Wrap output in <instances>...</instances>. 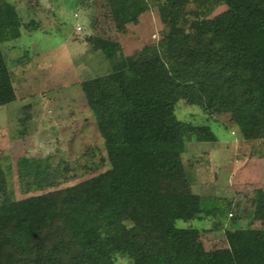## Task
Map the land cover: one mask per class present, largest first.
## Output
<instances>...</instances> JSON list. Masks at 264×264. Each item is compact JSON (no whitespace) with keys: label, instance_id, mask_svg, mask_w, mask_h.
<instances>
[{"label":"trees","instance_id":"trees-1","mask_svg":"<svg viewBox=\"0 0 264 264\" xmlns=\"http://www.w3.org/2000/svg\"><path fill=\"white\" fill-rule=\"evenodd\" d=\"M108 1L118 30L149 9L147 0ZM190 2L193 21L184 13ZM219 5L226 11L201 19L200 9ZM10 8L0 0V14ZM159 11L165 60L145 48L127 70L81 85L108 169L63 195L0 206L3 249L21 244L34 264H115L119 256L130 264H264V229L228 228L227 248L204 251L192 229L175 225L195 212L196 198L161 193L157 178L174 160L161 148L181 135L172 115L178 100L229 114L246 140L264 139V0H164ZM13 100L0 49V106ZM250 203L264 222V193Z\"/></svg>","mask_w":264,"mask_h":264},{"label":"rangeland","instance_id":"rangeland-1","mask_svg":"<svg viewBox=\"0 0 264 264\" xmlns=\"http://www.w3.org/2000/svg\"><path fill=\"white\" fill-rule=\"evenodd\" d=\"M8 1L11 8L0 14V49L14 100L0 106V206L63 195L108 169L81 85L127 70V59L145 48L165 60L161 42L168 32L159 11L164 0H147L149 9L122 30L108 0ZM226 9L199 13L205 20ZM193 10V2L184 10L190 21ZM172 115L181 135L161 148L174 160L157 171L159 190L197 201L189 218L176 221L177 229H192L206 252L228 247V228L264 229L250 203L258 190L264 193V139L246 140L229 114L184 100L175 102ZM14 244L0 245V263L34 264L33 253ZM115 264L130 263L119 256Z\"/></svg>","mask_w":264,"mask_h":264},{"label":"built area","instance_id":"built-area-1","mask_svg":"<svg viewBox=\"0 0 264 264\" xmlns=\"http://www.w3.org/2000/svg\"><path fill=\"white\" fill-rule=\"evenodd\" d=\"M80 30V27H76V31H79Z\"/></svg>","mask_w":264,"mask_h":264}]
</instances>
